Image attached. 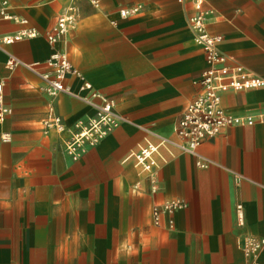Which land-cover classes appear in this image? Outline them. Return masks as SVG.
<instances>
[{
	"label": "crops",
	"instance_id": "1",
	"mask_svg": "<svg viewBox=\"0 0 264 264\" xmlns=\"http://www.w3.org/2000/svg\"><path fill=\"white\" fill-rule=\"evenodd\" d=\"M96 1L0 0V41L34 33L0 42L10 109L0 123V264H264V245L251 256L241 249L247 236L264 238V124L230 126L204 139L197 152L213 161L207 167L161 149L153 182L131 157L149 138L145 128L176 138L185 106L202 91L205 52L188 23L192 0ZM203 9L227 64L264 79V0H204ZM70 13L74 26L50 45L45 33ZM55 50L79 72L55 96L35 73L6 65L12 55L49 71L44 62ZM92 93L113 99L127 122L96 145L72 149L75 126L94 116L84 100ZM221 106L232 115L262 113L264 86L224 92ZM52 116L64 132L48 124ZM231 172L242 177L239 184ZM176 199L187 206L161 211L155 224L152 207Z\"/></svg>",
	"mask_w": 264,
	"mask_h": 264
},
{
	"label": "built area",
	"instance_id": "2",
	"mask_svg": "<svg viewBox=\"0 0 264 264\" xmlns=\"http://www.w3.org/2000/svg\"><path fill=\"white\" fill-rule=\"evenodd\" d=\"M93 5H97L96 0H90ZM181 2L182 0H177ZM194 13L188 17V23L193 31L194 41L201 45L205 52L206 67L201 72L198 79L202 91L193 100L185 106L174 132L176 138L166 137L156 131L145 128L149 138L139 146L137 151L132 153L131 157L139 169L146 173L150 181H154V172L158 166L157 155L161 149L168 152L169 157L175 153H185L195 157L197 167H207L213 161L201 156L197 148L206 138L215 137L225 128L238 125L264 124V112L258 114L232 115L226 113L221 106V94L227 91H242L256 89L264 86V79L249 71L240 64H227L229 58L222 54L217 43L221 37L210 34L207 30L206 11L203 9L204 0H192ZM139 9L138 6L122 8L119 10L121 17H127ZM72 9H70L71 11ZM4 17L0 9V18ZM75 24V17L70 14L60 15L57 17L52 28L45 33V37L50 45H55L63 39L69 29ZM34 33L21 32L15 36H4L1 38L2 43H10L14 40L21 39L24 36H32ZM8 67L21 66L36 75L44 82L43 89L50 95L55 96L60 92H66L67 87L63 81L69 75H79L68 60L65 51L55 50L51 56L44 62L50 70L40 71L39 63H24L18 58L9 55L6 61ZM95 110L94 116L86 124H77L69 147L80 149L89 143L91 146L96 143L107 132L113 130L119 124L127 122V118L115 109L113 99L92 93L89 98H84ZM10 113L8 106L3 101V84L0 82V123ZM48 124L55 126L60 132L66 130L65 125L60 117L52 116ZM2 140H9L8 134L1 136ZM166 161V158L163 159ZM235 184L242 181V177L231 172ZM152 187V191H154ZM187 203L183 200L176 199L166 203L162 207L153 206L151 215L153 222L158 223L159 214L165 211L173 214L178 209H183ZM237 223H243L242 205L238 203L235 207ZM173 225V218L169 219V226ZM264 245V238H254L247 236L242 240L241 249L245 256H251L258 253Z\"/></svg>",
	"mask_w": 264,
	"mask_h": 264
}]
</instances>
